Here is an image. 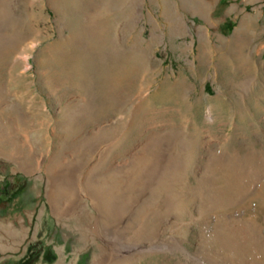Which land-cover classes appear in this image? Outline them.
I'll return each mask as SVG.
<instances>
[{
	"label": "rangeland",
	"instance_id": "rangeland-1",
	"mask_svg": "<svg viewBox=\"0 0 264 264\" xmlns=\"http://www.w3.org/2000/svg\"><path fill=\"white\" fill-rule=\"evenodd\" d=\"M179 3L0 0V264H264V0Z\"/></svg>",
	"mask_w": 264,
	"mask_h": 264
},
{
	"label": "bare ground",
	"instance_id": "bare-ground-1",
	"mask_svg": "<svg viewBox=\"0 0 264 264\" xmlns=\"http://www.w3.org/2000/svg\"><path fill=\"white\" fill-rule=\"evenodd\" d=\"M67 1V0H66ZM211 2V0H180V3H181V5H183V7H187L190 11L192 10V12H200L201 14L204 12L205 13V11H207V9L209 8V3ZM179 3V4H180ZM63 4V3H62ZM64 4H65V0H64ZM57 12H59V11H57ZM172 15V14H171ZM90 16V15H89ZM91 18V17H90ZM93 18H94V16H93ZM95 19V18H94ZM97 19V18H96ZM97 20H99V18L97 19ZM67 21V20H66ZM66 21H64V22H66ZM70 22V21H69ZM71 23V22H70ZM90 23V22H89ZM99 24V23H98ZM64 25V24H63ZM67 25V24H66ZM70 24L68 23V26H69ZM73 25V23L71 24V26ZM92 25V24H91ZM97 25V24H96ZM70 26V27H71ZM81 26H83V25H81ZM88 26V25H87ZM94 26V25H93ZM64 27V26H63ZM91 27V26H90ZM98 27H100V26H98ZM171 27L173 28V30L174 31H176V30H178V31H181L182 29H183V22H182V19H181V17H179V15H176V18H175V20H172L171 21ZM66 28H68V27H66ZM78 27H76V29H77ZM80 28V27H79ZM79 28L76 30V31H78L79 30ZM83 28H84V26H83ZM92 28V27H91ZM91 28H90V30H91ZM70 29V28H69ZM92 29H95V26H94V28H92ZM99 29V28H98ZM64 30V29H63ZM71 30V29H70ZM85 30V29H84ZM84 30H82V31H84ZM88 30V29H87ZM61 31V30H60ZM73 31V30H72ZM74 32L73 34H78L79 32ZM80 31V30H79ZM82 31H80V32H82ZM89 31V30H88ZM92 31H96V30H92ZM99 31H100V29H99ZM99 31H97V32H99ZM62 32V31H61ZM64 32V31H63ZM69 32H71V31H69ZM91 33V32H90ZM72 34V33H71ZM97 34V33H96ZM61 35V34H60ZM79 35V34H78ZM78 35H77V38H78ZM81 35V34H80ZM79 35V36H80ZM92 35V34H91ZM94 35V34H93ZM71 36V35H70ZM76 36V35H75ZM95 36V35H94ZM82 38H84V37H82ZM81 39V38H80ZM81 41V40H80ZM82 41H83V44H85L84 43V41L85 40H83L82 39ZM90 41V40H89ZM91 41H92V39H91ZM87 42V41H86ZM73 43H74V41H73ZM82 43V42H81ZM87 44H91L90 42L89 43H87ZM86 45V44H85ZM74 46H78V45H74ZM84 47V46H83ZM86 47V46H85ZM72 48H73V45H72ZM68 49H70V48H68ZM87 49V48H86ZM85 51V50H84ZM111 51V50H110ZM113 52V51H112ZM109 76V75H108ZM103 80V79H102ZM101 80V81H102ZM105 84V83H104ZM110 84V83H109ZM74 169V168H73ZM93 171V170H92ZM71 172V171H70ZM69 172V173H70ZM68 173V172H67ZM75 174L77 173L76 171L74 172ZM90 173V172H89ZM95 173H97V172H95ZM55 174V173H54ZM77 175V174H76ZM91 175V174H90ZM97 175V174H96ZM55 176V175H54ZM58 176V175H57ZM95 176V175H94ZM99 177V176H98ZM71 178V177H70ZM105 178V177H104ZM104 178H103V181H104ZM95 179V178H94ZM101 179H102V177H101ZM105 179H107V178H105ZM108 179H109V177H108ZM107 179V180H108ZM52 181H55V180H53V178H52ZM96 181V180H95ZM62 182V181H61ZM91 183V182H90ZM94 183H96V182H94ZM102 183V182H101ZM104 183H106V182H103L102 184L103 185H105ZM92 184H93V182H92ZM112 184V183H111ZM110 184V185H111ZM90 185V184H89ZM95 185V184H94ZM93 186V185H92ZM91 185H90V187H92ZM96 187V186H95ZM107 187V186H106ZM105 188V187H104ZM92 189V188H91ZM97 189H98V187H97ZM95 190V189H94ZM101 190V189H100ZM103 190V189H102ZM96 191V190H95ZM98 191V190H97ZM111 191V190H110ZM77 192H78V196L79 195H81V189L79 190V189H77ZM101 192V191H100ZM103 192V191H102ZM109 193V192H108ZM100 194V193H99ZM103 194V193H102ZM111 194V193H110ZM64 194H62V192H57V193H55L54 194V192H53V200L51 201L52 203H53V210L54 211H56L57 212V214H58V212H59V210H61L63 207H61V205H60V203H61V197L63 196ZM85 194H83V196H84ZM95 195V194H94ZM108 195V194H107ZM87 196H89L90 198H92L93 199V201L95 200V199H97L96 198V196H93V194H91V193H89V195H87ZM98 196V195H97ZM104 196H106V195H104ZM110 196V195H109ZM100 197H101V195H100ZM95 198V199H94ZM107 198V197H106ZM112 198V197H111ZM103 199V198H102ZM106 200V199H105ZM96 201V200H95ZM108 201V200H107ZM110 201V200H109ZM101 203H103V202H101ZM107 203V202H106ZM109 203V202H108ZM112 203V202H111ZM93 204H94V202H93ZM72 205V204H71ZM65 206V205H64ZM108 205L107 204H105V207H107ZM108 208V207H107ZM65 209V208H64ZM68 209V208H67ZM73 209V208H72ZM103 209L105 210V208L103 207ZM52 210V211H53ZM69 210H70V208H69ZM68 210V211H69ZM53 211V212H54ZM74 211V210H73ZM106 211V213L102 216H100L99 217V224H101L100 223V220H103V222H102V224H103V229L105 230V229H108L107 227H109L110 229H111V227H112V230H113V226H110L111 225V222H112V216H111V214H112V211H109V209L108 210H105ZM75 212V211H74ZM77 212V211H76ZM67 213V212H66ZM73 213V212H72ZM94 215H96V214H94ZM70 216V215H69ZM93 216V215H92ZM111 216V217H110ZM82 217V216H81ZM83 218V220L85 219L84 217H82ZM90 218V217H89ZM92 218V217H91ZM82 221V220H81ZM85 221V220H84ZM109 221H111V222H109ZM84 223V222H83ZM126 226H127V224H126ZM92 229L93 230H97V228H96V226H92ZM100 230V229H99ZM100 233V232H99ZM101 237L104 239V236H102L101 235ZM102 248H103V259H94V263L96 262V261H98L99 262V264H108V263H110V264H113V261H115L117 258H115V257H113V255L109 252V251H107V250H105V248L102 246ZM137 251V250H136ZM129 253V252H128ZM124 255H125V253H124ZM124 255H119V257H118V259L119 260H122V259H124L126 256H124ZM127 255V254H126ZM131 255V254H130ZM129 255V256H130ZM100 258H101V256H100ZM115 259V260H114ZM117 259V260H118ZM96 264V263H95Z\"/></svg>",
	"mask_w": 264,
	"mask_h": 264
},
{
	"label": "trees",
	"instance_id": "trees-1",
	"mask_svg": "<svg viewBox=\"0 0 264 264\" xmlns=\"http://www.w3.org/2000/svg\"><path fill=\"white\" fill-rule=\"evenodd\" d=\"M4 194L7 195V192H5Z\"/></svg>",
	"mask_w": 264,
	"mask_h": 264
}]
</instances>
